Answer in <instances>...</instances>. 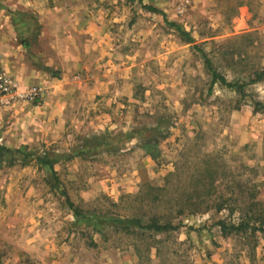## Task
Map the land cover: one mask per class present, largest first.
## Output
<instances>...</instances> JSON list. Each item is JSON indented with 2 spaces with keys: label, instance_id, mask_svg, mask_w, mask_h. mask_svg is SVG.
I'll use <instances>...</instances> for the list:
<instances>
[{
  "label": "rangeland",
  "instance_id": "374dc122",
  "mask_svg": "<svg viewBox=\"0 0 264 264\" xmlns=\"http://www.w3.org/2000/svg\"><path fill=\"white\" fill-rule=\"evenodd\" d=\"M202 52L264 70V0H0V68L37 92L0 101V264H264L217 225L264 213V77L211 85ZM152 217L177 228L122 227Z\"/></svg>",
  "mask_w": 264,
  "mask_h": 264
},
{
  "label": "trees",
  "instance_id": "16d2710c",
  "mask_svg": "<svg viewBox=\"0 0 264 264\" xmlns=\"http://www.w3.org/2000/svg\"><path fill=\"white\" fill-rule=\"evenodd\" d=\"M145 8L150 11V12H160L157 8L153 7V6H145ZM169 25L171 26H175L177 28V31L182 35L185 36L187 38V40H191V37L188 35V33H185L184 31H182L179 27H177V25H175L174 23H169ZM202 57H203V61L204 64L207 68V70L209 71V74L211 75V85H213L214 83H219L227 88L230 89H234L237 90L239 92H243V88L251 83H255L259 80H261L264 77V70L260 71V72H254L253 73V77L248 81V82H239L237 80H227L222 74H220L213 66L212 61L207 57V55L205 53H201ZM37 102V101H35ZM34 102V103H35ZM10 149L0 145V156L5 154V153H9ZM38 161L40 162L41 165H46L49 167V169L51 170L52 173H54L53 171V165H52V160L45 158V157H38ZM205 178H209V175H204ZM210 187V183H206V187H204L205 190H203V194H206L208 192V189ZM195 190V189H194ZM202 194V193H201ZM189 198H191V196H189ZM198 203H192L190 204L191 206V211H195V209L197 208V204ZM258 203H255V205H257ZM259 204L261 205V201L259 202ZM70 208H72L73 213L75 215L80 214V211L77 210L76 207L73 206V204L71 202H69ZM253 203H251L249 205V207H253L255 206ZM211 207H214L216 210H221L222 208H224L225 206V202H220V203H215L214 205H206V209H209ZM229 214L232 215L236 209L241 208L238 207L237 203H229L227 205ZM183 209L180 208L178 210V214H182ZM255 214V213H254ZM130 222H134L136 226H139L142 229H146V230H154L156 232H167V231H171V230H175L177 228L176 225H173L172 223H170L169 220L165 221L163 224L158 223L157 221H155L154 217H152L149 221V223L147 224H142L141 220L138 218H133V219H127L126 223L123 224V228H128L129 223ZM217 225L220 228V231L222 232V234H225L228 230H237V229H244L246 227L248 228H252L255 231H261L264 232V213L263 211H260L259 215L257 214V216L253 219V222H251V219H240V222L237 224H230L227 225L223 220H219L217 222Z\"/></svg>",
  "mask_w": 264,
  "mask_h": 264
},
{
  "label": "built area",
  "instance_id": "2783aa9c",
  "mask_svg": "<svg viewBox=\"0 0 264 264\" xmlns=\"http://www.w3.org/2000/svg\"><path fill=\"white\" fill-rule=\"evenodd\" d=\"M23 96H34L35 98L37 92L35 90L28 92L20 90L18 83L12 78V76L0 68V101Z\"/></svg>",
  "mask_w": 264,
  "mask_h": 264
}]
</instances>
